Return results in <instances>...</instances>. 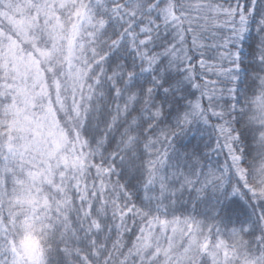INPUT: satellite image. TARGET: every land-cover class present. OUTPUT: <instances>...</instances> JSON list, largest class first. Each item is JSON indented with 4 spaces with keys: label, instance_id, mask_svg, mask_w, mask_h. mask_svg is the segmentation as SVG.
<instances>
[{
    "label": "snow or ice",
    "instance_id": "1",
    "mask_svg": "<svg viewBox=\"0 0 264 264\" xmlns=\"http://www.w3.org/2000/svg\"><path fill=\"white\" fill-rule=\"evenodd\" d=\"M0 264H264V0H0Z\"/></svg>",
    "mask_w": 264,
    "mask_h": 264
}]
</instances>
